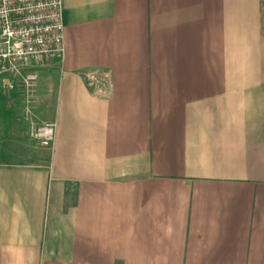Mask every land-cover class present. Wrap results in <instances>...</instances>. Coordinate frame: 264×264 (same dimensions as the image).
<instances>
[{"label": "crops", "instance_id": "0c3cea01", "mask_svg": "<svg viewBox=\"0 0 264 264\" xmlns=\"http://www.w3.org/2000/svg\"><path fill=\"white\" fill-rule=\"evenodd\" d=\"M63 21L61 62L0 76V264H264V0H63Z\"/></svg>", "mask_w": 264, "mask_h": 264}, {"label": "built area", "instance_id": "2783aa9c", "mask_svg": "<svg viewBox=\"0 0 264 264\" xmlns=\"http://www.w3.org/2000/svg\"><path fill=\"white\" fill-rule=\"evenodd\" d=\"M65 56L63 0H0V76L6 90L17 87L25 69ZM37 75L28 74L24 85L34 95ZM96 77L92 83H96ZM57 124L46 123L33 136L44 148L55 141Z\"/></svg>", "mask_w": 264, "mask_h": 264}, {"label": "rangeland", "instance_id": "374dc122", "mask_svg": "<svg viewBox=\"0 0 264 264\" xmlns=\"http://www.w3.org/2000/svg\"><path fill=\"white\" fill-rule=\"evenodd\" d=\"M44 64L46 65V64H48V62H46V63H44ZM34 93L36 94V90H35ZM30 97H33V95L30 96ZM40 126H42V125H40ZM40 126H39V127H40ZM39 127H38V128H39ZM35 131H36V129L33 131L32 135H31L32 137H33V134H34ZM33 147H35L36 149L39 148L40 151L45 150V149H43V147H41L40 144H38L37 142L33 145ZM15 160H21V158H18V159H15Z\"/></svg>", "mask_w": 264, "mask_h": 264}]
</instances>
